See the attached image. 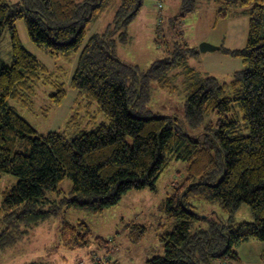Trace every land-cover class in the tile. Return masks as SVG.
I'll use <instances>...</instances> for the list:
<instances>
[{"label": "trees", "instance_id": "trees-1", "mask_svg": "<svg viewBox=\"0 0 264 264\" xmlns=\"http://www.w3.org/2000/svg\"><path fill=\"white\" fill-rule=\"evenodd\" d=\"M214 1L219 5L217 20L239 14V8L250 17L245 47L220 45L218 52L243 64L223 80L197 65L199 47L187 42L177 43L146 70L119 59L110 37L128 26L143 0H0V35L8 27L12 46L11 64L0 59V182L7 175L17 177L0 192V249L19 236L23 225L34 228L57 207L101 213L132 188H154L173 159L186 162V176L162 205L173 220L172 229L160 237L165 253L149 258L147 264L239 259L235 247L264 242V0ZM181 3L188 13L200 0ZM109 9L114 21H120L117 29L88 36L89 26ZM19 20L25 21L29 39L50 55L68 60L78 55L70 87L78 90L77 100L95 102L108 122L72 137L61 131L39 134L10 103L27 104L41 83L55 87V104L68 94L55 72L23 45L16 27ZM179 81L187 92L185 118L151 114L148 103L154 88L173 92ZM212 112L218 115L216 122L204 124L196 136L188 133L187 126H201ZM77 115L71 114L68 124ZM65 177L72 181V196L59 195L54 209L46 205L48 194L64 192L58 185ZM192 198L219 203L228 218L202 217ZM243 203L253 220L233 223ZM203 221L209 224L199 225ZM146 231L145 225L135 224L130 236L137 242ZM91 236L85 221L65 220L58 246L81 248Z\"/></svg>", "mask_w": 264, "mask_h": 264}, {"label": "rangeland", "instance_id": "rangeland-1", "mask_svg": "<svg viewBox=\"0 0 264 264\" xmlns=\"http://www.w3.org/2000/svg\"><path fill=\"white\" fill-rule=\"evenodd\" d=\"M7 1L16 3L20 0ZM160 3L162 6L159 5ZM181 6V0H143L140 11L128 26L118 29L117 25L120 21H114V11L109 9L89 26L88 36L117 29L109 40L115 55L146 70L155 60L165 57L168 50L173 49L177 43L187 42L190 46L199 47L202 42L199 41L200 38L210 34L216 19L214 8L219 7L214 0H200L199 8L194 12L185 13L181 10ZM16 27L23 45L55 72V79L65 83L68 91L64 101L55 104L51 99L55 87L41 83L37 85L35 94L27 104L10 101L18 112L32 123L37 132L46 134L50 131H61L67 137H72L82 131L93 130L102 122H108V117L99 110L95 102L86 99L77 100L78 90L70 87L78 55L72 56L71 60L54 57L29 39L24 20L17 21ZM224 27L225 23H220L215 34L210 38L216 43L215 45L222 44L220 36ZM179 30L182 31L181 36ZM211 41L209 42L212 43ZM0 59L8 65L12 62L11 34L8 27H5L0 35ZM219 77L225 78V76ZM178 84L179 88L173 92L154 88L152 99L148 103L151 114L171 113L185 118L184 102L187 92L181 81ZM79 101L80 109H78ZM75 112L78 113L77 120L68 124L70 115ZM217 118V113L212 112L201 126L193 128L189 125L187 131L196 136L201 132L204 124L216 122ZM186 166L185 161L173 159L155 182L154 188L149 185L132 188L123 194L117 205L101 213H92L83 208L57 207L56 211L50 212L34 228L23 225L20 228L22 232L19 230L21 232L19 236L0 249V264H20L30 261L39 264H147L149 258L162 256L165 253L164 243L160 237L172 229L173 220L167 217L162 205L166 197L171 195L175 187L184 180ZM6 177L7 180L4 178L0 182V192L17 181L14 175ZM58 187L64 192L49 193L50 202L46 204H51L54 209L59 195L72 196L70 191L73 184L70 178L65 177ZM1 200L0 195V203ZM192 202L202 217L208 215L209 219L228 218L219 203H206L198 198H192ZM65 220L72 223L85 221L89 225L92 236L87 246L76 249L58 246L59 230ZM252 220L251 209L245 203L233 214V223ZM135 224L147 227L144 237L137 242L130 236ZM208 224L207 221L199 223L203 227ZM235 249L239 259L231 256L217 257L209 262L201 261L200 264H264V242L253 240L241 243Z\"/></svg>", "mask_w": 264, "mask_h": 264}, {"label": "crops", "instance_id": "crops-1", "mask_svg": "<svg viewBox=\"0 0 264 264\" xmlns=\"http://www.w3.org/2000/svg\"><path fill=\"white\" fill-rule=\"evenodd\" d=\"M210 8H214V6H210ZM216 10L217 9L214 8V11ZM242 11L243 9L239 8L237 9L239 14H235L220 20H217L216 14V19L210 34L203 36L199 41H211L210 38L215 34L218 25L224 22L225 27L220 36L223 41L222 44L229 48L245 47L248 40L250 17ZM196 63L203 70L217 76H227L234 71L242 69L243 67L242 61L239 58H233L218 51L205 53L200 52V55L198 58H196Z\"/></svg>", "mask_w": 264, "mask_h": 264}, {"label": "water", "instance_id": "water-1", "mask_svg": "<svg viewBox=\"0 0 264 264\" xmlns=\"http://www.w3.org/2000/svg\"><path fill=\"white\" fill-rule=\"evenodd\" d=\"M220 45H215V44H212L210 43L209 41H202L200 44H199V51L202 52V53H205V52H214V51H218L220 50Z\"/></svg>", "mask_w": 264, "mask_h": 264}, {"label": "built area", "instance_id": "built-area-1", "mask_svg": "<svg viewBox=\"0 0 264 264\" xmlns=\"http://www.w3.org/2000/svg\"><path fill=\"white\" fill-rule=\"evenodd\" d=\"M159 5L162 6L161 3Z\"/></svg>", "mask_w": 264, "mask_h": 264}]
</instances>
